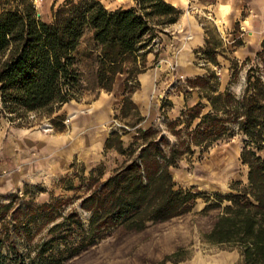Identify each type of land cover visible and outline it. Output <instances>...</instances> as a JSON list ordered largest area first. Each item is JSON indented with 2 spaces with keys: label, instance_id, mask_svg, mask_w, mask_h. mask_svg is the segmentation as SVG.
<instances>
[{
  "label": "trees",
  "instance_id": "1",
  "mask_svg": "<svg viewBox=\"0 0 264 264\" xmlns=\"http://www.w3.org/2000/svg\"><path fill=\"white\" fill-rule=\"evenodd\" d=\"M132 1L134 6L108 9L100 0H63L53 2L46 15L34 0H0V115L9 119L37 112L51 115L56 106L79 101L87 93L96 98L101 90L111 91L116 75L125 73L122 106L113 119L125 117L130 110L136 117L129 126L111 128L105 141V148L123 156L122 162L104 181L88 179V191L79 203L89 214L87 232L73 212L49 231L68 222L69 228L81 230L80 244L87 240L91 245L109 228L122 225L140 231L148 223L189 212L196 199L202 198L203 211L220 208L202 239L236 248L241 264H264V59L260 66L246 69L238 94L230 86L218 91L216 71L204 66L205 73L185 79L187 90L183 88L184 98L196 91L200 100L185 105L173 120L163 116L165 125L159 129L151 122V114L146 119L139 114L130 95L138 88L137 75L147 69L146 54L154 49V40L182 11L166 0ZM203 29L205 44L194 56L217 66L216 45L223 43ZM82 43L85 47L80 49ZM224 58L229 62L230 78L236 77L240 62ZM249 61L245 58L240 67ZM193 63L199 65L196 60ZM131 129L132 140L124 148L121 136ZM232 129L245 137L240 161L248 168L247 183L226 195L177 187L170 168L193 154V148L206 150ZM65 188H72L71 181ZM7 197V203H0V264H47L42 258L35 263L14 241V235H30L35 214L28 210L19 216V206L8 217L18 192ZM224 201L227 204L221 206ZM176 256L168 255L162 263L177 264L181 260Z\"/></svg>",
  "mask_w": 264,
  "mask_h": 264
},
{
  "label": "rangeland",
  "instance_id": "2",
  "mask_svg": "<svg viewBox=\"0 0 264 264\" xmlns=\"http://www.w3.org/2000/svg\"><path fill=\"white\" fill-rule=\"evenodd\" d=\"M63 0H34L40 12L49 15L50 5ZM106 8H128L134 6L132 0H100ZM184 12L195 16L200 26L208 30L216 45L217 66L197 60V67L205 73L204 66L216 71L219 78L218 91L227 86L238 94L248 67L260 66L264 59L261 43L264 41V0H189ZM165 28V27H164ZM204 30V29H203ZM158 42L152 50L164 59L153 60L149 65H163L162 78L152 87L149 103L152 123L162 129L163 116L175 119L180 111L174 107L172 96L183 95L186 77L182 74L178 61L186 60V53L180 48L187 38L176 39L158 34ZM173 44V46H171ZM85 44L82 43L80 49ZM261 52L260 56L256 53ZM160 58V56H158ZM226 58L236 59L238 72L230 78L229 62ZM249 62L240 67L242 61ZM160 67V66H159ZM231 82V83H230ZM189 93V92H188ZM93 94H85L79 101L71 100L56 106L51 115L43 112L28 113L22 119H9L0 115V203L9 201L8 195L18 192V198L7 212L13 217L19 207L18 215L33 212L35 219L30 224V235L13 239L21 251L35 262L41 258L47 264H175L162 263L164 257L177 253V264H228L234 257V264H241L236 248L205 242L202 237L207 233L220 208L203 211L206 203L197 198L193 208L180 216L156 223H148L140 230H130L117 225L105 231L94 244L87 240L80 244L82 232L68 227V222L49 231L53 224L62 221L68 213H76L87 232L88 212L79 207L81 197L87 193L90 178L104 181L119 163V157L102 148L106 134H110L113 117L97 119L96 128L84 126L77 129L75 122L90 108ZM162 105H164L162 107ZM206 109L203 110V113ZM130 110L117 122L130 125L136 119ZM62 118L63 127H60ZM163 123V126H162ZM140 122L136 123V127ZM168 141L173 137L168 131L162 132ZM131 129L124 135H132ZM245 137L232 129L230 133L214 142L206 150L193 148L191 155H185L176 166L170 168L177 187L191 188L194 192L208 195L220 193L226 195L247 183L248 168L240 161V152ZM88 149V150H87ZM85 151L84 155L80 151ZM92 150V152H90ZM69 181L72 188L67 189ZM27 186V189L26 187ZM227 204L226 201L222 205ZM50 205L49 207H40ZM45 242L43 247L40 244ZM45 249V252H40ZM174 259V258H173ZM232 259V258H231ZM10 264V263H8Z\"/></svg>",
  "mask_w": 264,
  "mask_h": 264
},
{
  "label": "crops",
  "instance_id": "3",
  "mask_svg": "<svg viewBox=\"0 0 264 264\" xmlns=\"http://www.w3.org/2000/svg\"><path fill=\"white\" fill-rule=\"evenodd\" d=\"M166 1L172 4L177 9L181 10L182 13L175 23H172L162 29V32L159 33L160 41L162 40V34L171 36L172 43H175L176 39L187 38L186 41H184L179 47H177V50L181 48L186 53L187 58L186 60L180 59L178 61V64L182 74L186 77V79L192 80L196 76L202 74L201 68L197 67L193 63L192 55L194 54V51L196 49L202 48L204 46L206 34L204 33V30L200 26L196 17L191 16L187 12H184V10L188 6L189 0ZM171 46H173V44H171ZM168 47L169 45L166 44L165 48L161 50V53L159 55L153 53V51L148 52L146 54V65H149L154 59H164L163 51H167ZM158 56H160V58ZM163 69V65L161 66L159 64L153 68H149V66H147V69L144 72L137 75L138 88L130 95V101L136 106L137 111L144 119H146L151 114L149 103L151 90L154 83L162 78ZM125 78V73L116 75L111 91L105 92L101 90L98 93L97 97L92 99L90 108L84 111L83 115L79 116V119L75 122L74 127L79 129L80 127L84 126V119L88 117V126L96 128L97 119H108L109 117L111 118L114 115H119L123 100ZM171 100L174 103V107L176 108V110L180 111L184 108L185 105L192 106L200 99L196 91H191L187 93L185 98L181 94L172 96ZM108 136L109 134L105 135L102 142V148L116 154L120 158L119 163L112 168L113 170L122 162L123 156L113 148H105V141ZM125 137V135L121 136L122 146L124 148H126L131 142L130 136H128L127 138ZM84 152L85 151L82 150L80 151V154L84 155ZM90 152H92V150H90ZM231 258L227 259L228 264H234V257L232 256Z\"/></svg>",
  "mask_w": 264,
  "mask_h": 264
},
{
  "label": "built area",
  "instance_id": "4",
  "mask_svg": "<svg viewBox=\"0 0 264 264\" xmlns=\"http://www.w3.org/2000/svg\"><path fill=\"white\" fill-rule=\"evenodd\" d=\"M154 42H155V44H156V43L158 42V40L155 39ZM155 44H154V45H155ZM184 83H185V81H184ZM119 126H121V124L118 123L116 120L113 119L112 124H111V128H114V129H115V128L119 127Z\"/></svg>",
  "mask_w": 264,
  "mask_h": 264
},
{
  "label": "water",
  "instance_id": "5",
  "mask_svg": "<svg viewBox=\"0 0 264 264\" xmlns=\"http://www.w3.org/2000/svg\"><path fill=\"white\" fill-rule=\"evenodd\" d=\"M37 15L39 16V13Z\"/></svg>",
  "mask_w": 264,
  "mask_h": 264
}]
</instances>
